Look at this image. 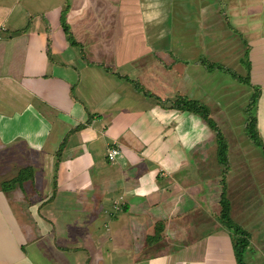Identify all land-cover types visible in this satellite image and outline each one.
Listing matches in <instances>:
<instances>
[{
    "label": "crops",
    "instance_id": "0c3cea01",
    "mask_svg": "<svg viewBox=\"0 0 264 264\" xmlns=\"http://www.w3.org/2000/svg\"><path fill=\"white\" fill-rule=\"evenodd\" d=\"M191 22L213 29L204 58L238 61L251 86L230 78L205 89L184 31L176 59L152 48L150 30L182 23L191 32ZM175 71L214 104L238 106V85L249 107L258 90L264 143V0H0V264H237L212 189L198 191L201 169L203 181L215 180L196 164L214 135L199 117L135 88L161 102L199 101L185 96ZM112 147L122 150L113 163ZM256 200L253 210L240 205L241 218L231 210L250 236L245 264H264V192Z\"/></svg>",
    "mask_w": 264,
    "mask_h": 264
},
{
    "label": "rangeland",
    "instance_id": "374dc122",
    "mask_svg": "<svg viewBox=\"0 0 264 264\" xmlns=\"http://www.w3.org/2000/svg\"><path fill=\"white\" fill-rule=\"evenodd\" d=\"M193 16V14H190ZM197 14L194 13V16ZM191 27H195L192 29L191 32L185 30L188 28H182V23H178L175 27H165L164 24L161 25L160 28H156V30H150L149 33V41L151 43L152 48L157 51H162L164 53H168L171 57L172 55L176 53V44L179 40V35L182 34L184 31V34L189 36V38L194 41L196 44L197 50L200 53L198 57L202 60H206L205 62L200 63L203 65V70L207 72L208 78H205V82L202 83L205 89L209 88L210 90L214 87H216L215 83L217 85H221L222 83H227L228 80L232 77L228 73H233L240 77L241 79L236 80L239 84L245 82H251L253 81V76L250 73L249 68H245V66L242 64V68L239 67V62L234 61L231 63V66L227 65L223 61L216 60L214 56L210 55L206 59L204 58L202 54L204 53L203 50L210 47H208V40L206 37L207 33H210L211 30H206L204 28H198V26L191 22ZM171 28V29H170ZM216 34V33H215ZM194 38V40H193ZM215 47V45H214ZM213 51H216V48H214ZM172 59H176L174 57H171ZM200 61V62H201ZM210 65H214L219 67V69H214L210 67ZM239 67V69H238ZM175 71L174 73H170L169 75L171 78L175 81H179V79H183L179 77V73ZM211 76L219 77L221 76L223 81L211 79ZM185 81L188 83L181 84L182 91L184 92L185 96H188L189 98L194 97L196 95H199V103L210 108L211 106V117L217 122L219 128L224 133L226 139L229 142V169L225 171V168L221 166V164L218 163L217 160V145H216V136L214 135V132L212 134L214 135L213 138V145L210 141V145L208 146V150L210 155L208 157H202L199 159L196 164H199V166H206L208 165L210 167V171L212 170V177L215 179L212 181V183H209L207 179L205 181L202 180L203 176L205 175L207 177L206 173H203V169L200 170L201 173L200 179H199V192L202 194H208V186L212 189V200H214V209H217V214L220 213L221 207H220V200L225 192L226 197L229 199L231 203V210H233L235 217L238 219L241 218V206L245 205L247 209H256L261 207L260 202L256 200V196L260 198L261 193L263 194L264 188L262 185H264V154L263 152H260L261 150L248 139V137L245 135V132L243 131V128L245 126V121L247 119V114H245L248 107L247 104L249 102V95L248 92L245 89V86L240 88L238 85H236L238 88L236 92L239 93V105L238 106H231L229 102L226 103V100L222 101V104L217 103L214 104L210 98L207 96L206 93L196 88H191V81L187 79L186 76H184ZM183 79V80H184ZM202 81V79H201ZM215 81V83H214ZM206 83V85H205ZM207 83H210V87H208ZM140 91H145L144 93H148L151 95V97L159 98L162 96H159L158 94L154 93L153 91H147L144 86H142V83H138ZM240 88V90H239ZM198 92V94L196 93ZM143 92H141L143 94ZM147 94V95H148ZM157 96H156V95ZM168 95L169 93H165ZM164 94V96H165ZM252 94V93H251ZM228 97V96H227ZM229 99V98H228ZM227 99V100H228ZM169 100V99H167ZM166 100V101H167ZM172 102L175 99H170ZM224 102V103H223ZM234 103V102H233ZM224 104L226 106V109L224 107ZM190 114V113H188ZM198 117V116H197ZM200 118V117H199ZM212 139V137H210ZM209 141V140H208ZM208 141H205L208 143ZM97 143L100 145V142L97 141ZM203 146V144H202ZM204 150V148L201 147V150ZM259 149V150H258ZM108 150L106 151V153ZM124 157H122L119 162L123 161ZM117 161V160H116ZM154 171V170H153ZM156 172V171H155ZM204 174V175H203ZM56 180V178H55ZM211 191H209V194ZM211 196V195H210ZM199 202L202 200L201 197L198 198ZM255 199V204L253 205L251 203H248L250 200ZM252 204V205H250ZM188 207V205H185V208ZM243 207V206H242ZM264 208V206H262ZM120 209V206H119ZM118 209V210H119ZM117 209L113 207V212H116ZM218 216V215H217ZM244 221H247L244 220ZM229 232V231H228Z\"/></svg>",
    "mask_w": 264,
    "mask_h": 264
},
{
    "label": "trees",
    "instance_id": "16d2710c",
    "mask_svg": "<svg viewBox=\"0 0 264 264\" xmlns=\"http://www.w3.org/2000/svg\"><path fill=\"white\" fill-rule=\"evenodd\" d=\"M66 13L63 12L61 22L63 26V30L67 36L68 41L71 43V45L75 46L77 45L73 34L71 33L70 27L66 22L65 19ZM206 60H202L201 63L205 62ZM204 65V64H203ZM212 70L214 69H219V67L210 65ZM230 76L234 80H239L241 79L237 75L230 73ZM127 80L131 83H134L133 81ZM245 84L251 86L249 82H245ZM135 88L137 90L139 89V85L135 83ZM143 92V91H142ZM144 93V92H143ZM144 95H147L144 93ZM260 92L257 90L251 100V103L249 107L246 110L247 114V124L245 126V135L248 137V139L255 145V147L259 148L263 154H264V143L259 136V131H258V124H257V118L255 116V110H256V103L257 100L259 99ZM157 100L162 103V105L166 106L169 109H174L186 113L193 114L195 116L200 117L202 119L206 126H208L213 132L214 135L216 136V145H217V160L218 163L225 168V171L229 169V142L226 139L224 133L222 130L219 128L217 122L211 117V112L210 109L202 104L199 103V101L196 100H189L186 97H179L176 98L173 102L172 100H165L164 102H161L160 99L157 98ZM86 125H81L75 130H81L83 127ZM61 150H59V155H60ZM107 158V156H106ZM108 161V160H107ZM26 171L20 172L19 176L17 179L13 180V182H18V181H23L25 179ZM220 213L218 215V220L222 224L223 228H225L227 231L231 233L232 239H233V249L235 253V257L237 260V264H245V254L246 251L250 245L249 241V233L243 229L240 225L235 223V221L231 217V203L229 199L226 197L225 192L223 193L221 200H220ZM163 225L158 226L156 230V235L149 238L150 241H155L159 240V235L162 232Z\"/></svg>",
    "mask_w": 264,
    "mask_h": 264
},
{
    "label": "built area",
    "instance_id": "2783aa9c",
    "mask_svg": "<svg viewBox=\"0 0 264 264\" xmlns=\"http://www.w3.org/2000/svg\"><path fill=\"white\" fill-rule=\"evenodd\" d=\"M122 154V150L119 147H112L108 149L107 160L111 163L115 162ZM113 207L119 209L118 202H114Z\"/></svg>",
    "mask_w": 264,
    "mask_h": 264
}]
</instances>
